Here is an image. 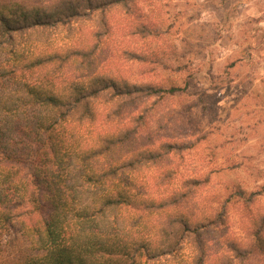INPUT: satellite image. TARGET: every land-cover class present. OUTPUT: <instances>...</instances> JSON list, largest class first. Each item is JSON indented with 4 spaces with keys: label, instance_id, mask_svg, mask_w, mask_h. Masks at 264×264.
Instances as JSON below:
<instances>
[{
    "label": "trees",
    "instance_id": "1",
    "mask_svg": "<svg viewBox=\"0 0 264 264\" xmlns=\"http://www.w3.org/2000/svg\"><path fill=\"white\" fill-rule=\"evenodd\" d=\"M132 4L0 0V247L18 224L34 253L0 264L264 261L263 225L250 243L223 238L217 251L205 236L225 226L229 201L196 219L184 193L158 194L171 173L146 181L182 145L141 143L147 122L132 110L165 90L104 66L110 15Z\"/></svg>",
    "mask_w": 264,
    "mask_h": 264
},
{
    "label": "rangeland",
    "instance_id": "2",
    "mask_svg": "<svg viewBox=\"0 0 264 264\" xmlns=\"http://www.w3.org/2000/svg\"><path fill=\"white\" fill-rule=\"evenodd\" d=\"M110 22L104 66L128 84L165 90L132 110L147 122L141 143L182 145L146 181L171 173L158 194L184 193L196 219L229 201L225 226L205 236L214 251L223 238L250 243L264 231V0H133ZM32 255L13 224L2 236L0 263Z\"/></svg>",
    "mask_w": 264,
    "mask_h": 264
}]
</instances>
